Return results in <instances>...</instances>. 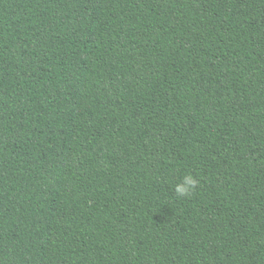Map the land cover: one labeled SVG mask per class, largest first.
<instances>
[{"label": "trees", "instance_id": "16d2710c", "mask_svg": "<svg viewBox=\"0 0 264 264\" xmlns=\"http://www.w3.org/2000/svg\"><path fill=\"white\" fill-rule=\"evenodd\" d=\"M0 264H264V0H0Z\"/></svg>", "mask_w": 264, "mask_h": 264}, {"label": "clouds", "instance_id": "9594fccd", "mask_svg": "<svg viewBox=\"0 0 264 264\" xmlns=\"http://www.w3.org/2000/svg\"><path fill=\"white\" fill-rule=\"evenodd\" d=\"M199 185V180L192 174L182 176L175 186V193L177 197L183 198L195 191Z\"/></svg>", "mask_w": 264, "mask_h": 264}]
</instances>
